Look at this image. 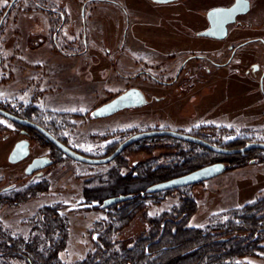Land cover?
<instances>
[{
	"label": "rangeland",
	"instance_id": "rangeland-1",
	"mask_svg": "<svg viewBox=\"0 0 264 264\" xmlns=\"http://www.w3.org/2000/svg\"><path fill=\"white\" fill-rule=\"evenodd\" d=\"M8 1L0 0V9ZM49 1L61 3L40 0L44 5ZM82 1L72 0L77 13ZM87 1L88 50L79 55L57 52L48 40H40L47 36L49 17L29 0H18L9 15H0L2 105L26 110L71 148L91 157L107 156L124 139L145 130H177L229 148L250 141L264 142V97L255 84L232 78L227 82L215 77L206 80L204 71L191 84L178 83L179 88L156 84L150 78L154 74L172 79L180 59L190 53L188 49L215 44L210 38L193 33L184 37L177 31L178 24L186 26L194 15H158L156 5L147 0H119L120 4ZM122 6L127 8L126 13ZM76 39L81 41V37ZM197 66L195 60L190 61L184 73L188 68L198 71ZM131 86L144 91L146 105L109 117H92L93 109ZM0 121V195L6 187L17 188L7 191L15 193V201L0 205V226L12 235L28 237L39 209L62 205L61 213L69 223L67 246L60 252L66 262L82 259L93 249L97 234L94 225L106 222L114 211L110 206L100 208L104 199L149 186L144 181L117 184V176H135L145 167L172 164L181 152L189 151L185 143L162 138L135 144L120 158L101 164L57 154V161L44 169V176L32 179L24 168L32 156L47 151L39 147L44 141L35 138L29 157L12 163L8 155L21 135L15 132L16 123L1 115ZM226 159L227 169L215 177L151 193L145 209L114 236L118 246H130L148 228V216L173 213L184 201L194 208L189 224L198 227L217 224L218 217L225 219L230 211L263 208L264 150H255L245 162ZM219 160H225L223 153L209 156L200 165ZM254 253L237 264H264V247ZM13 264L26 263L15 260Z\"/></svg>",
	"mask_w": 264,
	"mask_h": 264
},
{
	"label": "trees",
	"instance_id": "trees-1",
	"mask_svg": "<svg viewBox=\"0 0 264 264\" xmlns=\"http://www.w3.org/2000/svg\"><path fill=\"white\" fill-rule=\"evenodd\" d=\"M0 107L10 109L1 103ZM25 111L22 113H27ZM162 138L185 143L189 151L181 152L179 159L172 164L145 167L135 176H117L115 183L144 181L150 185L201 167L204 159L220 154L193 142L171 136H155L127 146L116 159L135 144ZM209 141L216 143L211 139ZM254 151L223 154L225 160L222 161L229 158L231 162H245ZM145 189L130 191L134 193L130 199L110 206L114 211L109 213V219L94 225L97 234L93 249L84 258L73 262H66L60 257L69 236V223L61 213L62 205L39 209L34 217L37 223L28 237L12 235L0 226V264H13L15 260H23L26 264H237L241 258L254 255L256 249L264 247L261 244L264 240V213L261 210L264 207L258 209L251 206L230 211L225 219L218 217L217 224L198 227L189 224L194 208L188 201H184L180 209H174L173 213L148 216V228L130 246L119 247L114 236L127 228L134 217L145 209V202L151 196ZM13 196L14 192H6L0 197V205L14 202L16 198Z\"/></svg>",
	"mask_w": 264,
	"mask_h": 264
},
{
	"label": "flooded vegetation",
	"instance_id": "flooded-vegetation-1",
	"mask_svg": "<svg viewBox=\"0 0 264 264\" xmlns=\"http://www.w3.org/2000/svg\"><path fill=\"white\" fill-rule=\"evenodd\" d=\"M17 1L18 0H9L4 7L0 9L2 11L0 15H9ZM94 1L97 0H92V2ZM110 1L115 4L121 3L119 0ZM29 2L34 4L36 8L43 10V14L48 15L49 17L47 38L44 36L45 38H41L40 40H48L49 45H51L52 48L63 54L70 51V55H79L88 50V33L86 31L88 24L87 21H85L87 15V0L81 2V7L78 8V13L75 11L76 5L72 0H60L61 3L58 4L49 1L48 5L42 4L40 0H29ZM147 2L156 5L158 15H194L193 18H188V23L185 24L186 26L179 27L181 25L178 24L177 29L179 30L177 31H181V33H183L182 36L184 35V37L190 36V34L193 33L195 35L210 38L215 43L214 45L203 46L202 48L188 49L190 50V53L186 55L184 59H180V65H178L175 76L170 80H164L154 74L149 75L156 84L165 87L173 85L177 86L178 83L182 84V82L185 81H189L191 84L196 77L204 71L203 78L206 80L215 77V80L222 82L232 78L237 82L255 84L257 88H254L259 89L261 95L264 97V0H147ZM170 6L172 7L170 8ZM123 10L124 12H127L126 7H123ZM210 15L212 16L214 23L211 21ZM225 15L236 16L233 21L226 24L227 30L225 34L221 35V26L226 17ZM1 20L4 19L2 18ZM73 27L76 28L74 31L72 29ZM192 27L196 28L192 29ZM207 30H211L214 34H202ZM78 37H81L80 42L76 39ZM176 39L180 38L175 37V40ZM185 51L187 50L176 53H184ZM193 60L198 64L197 68L199 70L197 71L193 68H188L186 73H184L186 64L189 65V62ZM212 73H215V75L213 76ZM176 88L179 87L177 86ZM138 89L144 94L142 89ZM144 96L146 99L144 105H146L148 98L145 94ZM155 99H159V96L155 97ZM5 110L42 125L35 118L28 116L27 113L23 114L22 111H25L24 109L16 110L10 108ZM16 126L17 128L15 132L17 134L20 133L21 136L16 139L13 147L17 142L27 140L29 142V154L27 157H29L35 147V138H39V140L44 141L43 146L39 145V147L47 149L46 152L40 155L32 156L30 161L26 164L24 172L35 157H50L53 160V164L58 159L57 154H65L35 128L21 125L19 123H16ZM42 126L58 138V136H56L50 129L44 125ZM58 139L61 140L60 138ZM62 142L66 144V142ZM253 149L257 150L261 148ZM20 161H23V159ZM47 167L37 169L33 173L27 175H30L32 179L41 178L44 176V169ZM14 189H17L14 185L6 187L1 191L2 195H0V197L4 196L7 191Z\"/></svg>",
	"mask_w": 264,
	"mask_h": 264
},
{
	"label": "water",
	"instance_id": "water-1",
	"mask_svg": "<svg viewBox=\"0 0 264 264\" xmlns=\"http://www.w3.org/2000/svg\"><path fill=\"white\" fill-rule=\"evenodd\" d=\"M234 12V11H233ZM223 16V15H222ZM224 22L221 26V35L225 34L227 28L226 24L231 22L235 19L236 15H225ZM211 21L214 23L212 16L210 15ZM214 26V25H213ZM202 34H214L211 30H207ZM146 103L145 96L141 90L136 87L128 88L127 90L121 92L117 96L113 97L109 101L99 105L92 111V117L94 118H104L109 117L120 110L125 108H132V107H140ZM0 115L5 116L12 121L19 123L21 125L30 126L35 128L39 131L42 135H44L49 141H51L55 146H57L62 152H64L67 156L72 159L82 161L89 164H101L109 162L115 159L127 146L131 145L134 142H137L141 139H145L148 137H155V136H171L174 138H178L184 141L193 142L199 145H202L214 152L223 153V154H233L238 152H246L253 148H261L264 149V142L263 141H250L247 142L242 147H224L210 141L194 135L190 133H185L177 130L172 129H157V130H145L134 133L124 139L114 151H112L109 155L104 157H91L85 154H82L70 146L63 143L57 137H55L51 132L45 129L42 125L31 121L27 118L21 117L16 115L10 111H7L0 107ZM29 154V142L27 140H21L15 144L12 151L9 154V161L12 163L18 162L24 158H26ZM53 160L47 156L35 157L33 161L27 166L25 173L31 174L37 169H41L52 164ZM227 169V164L223 161H216L210 164L203 165L198 167L194 170H191L187 173L165 179L162 181H158L155 183L150 184L146 188V192L151 194L154 192L164 191L180 186L190 185L205 181L212 177H215L221 173H223ZM133 195L130 193L127 194H118L115 196L108 197L102 201L100 204V208H107L111 205L123 202L128 200Z\"/></svg>",
	"mask_w": 264,
	"mask_h": 264
},
{
	"label": "snow or ice",
	"instance_id": "snow-or-ice-1",
	"mask_svg": "<svg viewBox=\"0 0 264 264\" xmlns=\"http://www.w3.org/2000/svg\"><path fill=\"white\" fill-rule=\"evenodd\" d=\"M0 123H3V121H0Z\"/></svg>",
	"mask_w": 264,
	"mask_h": 264
}]
</instances>
